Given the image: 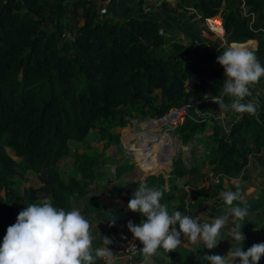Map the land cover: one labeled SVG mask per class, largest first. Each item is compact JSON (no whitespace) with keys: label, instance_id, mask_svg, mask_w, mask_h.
<instances>
[{"label":"trees","instance_id":"obj_1","mask_svg":"<svg viewBox=\"0 0 264 264\" xmlns=\"http://www.w3.org/2000/svg\"><path fill=\"white\" fill-rule=\"evenodd\" d=\"M176 5L180 14L188 11L183 7H193L192 15L201 20L220 13L225 42L247 48L249 44L240 42L255 39L251 51L264 66V0H177ZM211 24L221 32L218 18ZM218 56L206 43L185 42L153 18L101 16L94 0H0V244L7 228L16 223L19 202L48 199L69 211L71 199L82 196L87 210L109 215L102 201L88 195L101 155L71 153L69 140L82 141L93 130L105 147L119 145L120 133L113 128L124 126L134 112L140 118L159 117L188 97L205 101L220 95L224 69L216 63ZM248 101L259 105L258 118L228 111V118L220 120L213 109L198 119L187 117L177 127L182 144L194 140L186 156L177 155L167 177L159 173L152 182L143 180L155 188L169 185L162 204L180 200L179 191L205 164L218 185L229 178L248 180L251 155L258 156L264 169V97L252 91ZM70 155L71 169L63 176L58 164ZM133 166L123 162L111 169L119 177ZM28 171L36 174L37 182L19 189L17 178ZM239 186L243 192L244 184ZM229 190L235 191L236 185ZM258 190L256 199L234 206L249 209L259 203L264 209V182ZM215 197L223 203L209 184L170 211L190 212ZM256 222L257 236L245 251L264 243V218ZM117 235L118 229L110 226L93 249L104 246L103 236L113 240ZM211 251L197 249L173 264H209L204 255Z\"/></svg>","mask_w":264,"mask_h":264},{"label":"clouds","instance_id":"obj_2","mask_svg":"<svg viewBox=\"0 0 264 264\" xmlns=\"http://www.w3.org/2000/svg\"><path fill=\"white\" fill-rule=\"evenodd\" d=\"M220 53L216 63L224 69V83L221 95L212 101L218 104L220 110L247 113L258 118L259 105L254 101H244L252 96V86L264 76V66L253 51L243 46L229 45ZM224 97L229 98L228 103ZM167 191H170L167 184L161 189L142 182L127 204L128 210L146 218L141 219L139 224L132 221L127 224L133 240L143 245L140 250L146 260L161 248L165 253L172 252L185 239L193 245L202 244L212 250L221 241V229L230 224L228 236L243 244L246 237L241 230V222L249 213L247 206H234L243 200L239 182L235 191L219 193L218 198L227 207L223 215L213 217L211 222H201L200 216L184 215L178 210L170 214L167 205L161 203ZM90 229V222L79 209H58L48 199L29 203L19 212L16 223L7 228L0 244V264H95L97 258H105L111 264L114 256L109 245L113 241L103 236L104 249L94 250ZM204 256L209 264H258L264 256V243L253 244L246 251L240 246L231 247L224 256Z\"/></svg>","mask_w":264,"mask_h":264},{"label":"crops","instance_id":"obj_3","mask_svg":"<svg viewBox=\"0 0 264 264\" xmlns=\"http://www.w3.org/2000/svg\"><path fill=\"white\" fill-rule=\"evenodd\" d=\"M96 6L99 9L101 16L107 14L115 18H123L127 15H134L138 17H150L160 24L165 30L179 34L185 42L190 44H195L198 42H204L210 49L215 50L219 55L223 52L225 48L232 45V42L226 43L224 37V29L222 27V18L220 13L213 16L206 17L201 20L199 15L193 14V7H183L187 8L188 11L184 14H180V9L176 5L177 0H142V3H138L137 0H94ZM65 18L71 23L73 18L70 17L69 12H66ZM213 18H218L220 21V26L222 27L221 32H217L211 24ZM247 43V49L253 50L256 47V40L249 39L245 42ZM251 91L257 92L264 97V82H258L252 86ZM221 95V93H220ZM218 95V96H220ZM214 98V97H213ZM213 98L202 101L203 109L210 111L216 109L217 118L220 120L227 119L226 113L228 111L220 110L218 104L212 101ZM226 103L229 102L228 97H224ZM210 131V128L209 130ZM207 131V132H208ZM113 154V155H112ZM107 156V154H106ZM119 155L115 152L111 153L105 158L102 164L99 165L97 170V176L90 185V190L88 195L95 197V200L102 201L107 209L109 215L117 216L120 220L112 221L108 214H102L94 211H89L85 208L84 197L78 196L71 199L70 210L73 208L79 209L81 214L90 222L91 225V235H92V248L95 242L100 240L102 234L107 228L114 225L118 229V234H123L125 232L124 220L128 216H132L137 221L141 219H146L142 217L139 213H133L127 208V204L131 199L133 193L138 188L139 184L143 182L145 177L136 176L133 169L123 173L119 177H115L113 170L111 169L115 165L116 159ZM118 161V159H117ZM248 180H240L239 178H229L224 179L221 185L217 184V177L214 173L208 170V165L205 164L197 174L191 175L189 183L179 191V198H175L169 202L168 210L171 214L170 208L172 205L183 204L184 200H188L195 196L196 192L202 188L207 187L209 184L218 190V196L221 191L229 190L230 185H236L238 182L243 183L245 189L241 194L248 191L251 186V192L249 196L243 197V202L249 199H256L259 195L258 185L264 182V169L260 166L259 158L256 155H251L248 163ZM35 185V184H34ZM113 189H118L116 192H112ZM256 189V191H255ZM184 198V200H183ZM259 203L252 204V208L248 209L249 215L245 218V221L241 222L242 232L244 233L246 239L243 244H238L228 236V227L222 228L220 231L219 239L221 240L217 246L211 252H206L208 255H212L214 251L220 250L221 256H224L229 251V248L224 246H230L233 249L237 246L242 247V249L253 243L254 238L257 236L255 233L256 221L264 218V209ZM226 205L224 203H218L217 198H209L200 207H191L190 212L186 210L183 212L184 215L189 216H200L201 222L207 221L211 222L213 217H219L225 213ZM123 220V221H121ZM245 223V224H244ZM244 224V225H243ZM183 240V237H182ZM143 245L141 246V248ZM197 249H207L204 248L202 244L193 245L187 239L178 246L175 250L169 253H165L164 250L158 249L156 255H153L150 259H145L141 250L130 257V258H117L112 264H173L177 259L189 256L192 252ZM174 255H176L175 258ZM99 264V261H98ZM258 264H264V257Z\"/></svg>","mask_w":264,"mask_h":264},{"label":"built area","instance_id":"obj_4","mask_svg":"<svg viewBox=\"0 0 264 264\" xmlns=\"http://www.w3.org/2000/svg\"><path fill=\"white\" fill-rule=\"evenodd\" d=\"M253 16V13H251ZM205 110L203 109V103L197 98L188 97L182 105L172 106L166 113L159 117L146 116L142 119V130L137 131L135 128L123 133V149L124 153L132 158L136 157L138 160L134 163L140 169H152L158 167V169H165L169 171L172 167L173 155L169 160L163 161L162 165H158L153 157L156 151L168 150L167 147H172V144H168V135L171 139L178 143L179 136L176 133V129L180 126L185 118L190 117L198 119ZM135 132V133H132ZM140 132V133H138ZM166 135V136H165ZM132 143V146L129 143ZM178 148V145H177ZM168 154V153H165ZM175 159V158H174ZM132 221L134 224L139 222L132 216L125 218V232L118 234L113 238L111 251L113 252L114 259L117 258H130L136 255L142 244L138 240H133L132 233L128 230L127 224ZM105 246H101L97 249L103 250ZM99 264H108L105 258H97Z\"/></svg>","mask_w":264,"mask_h":264},{"label":"rangeland","instance_id":"obj_5","mask_svg":"<svg viewBox=\"0 0 264 264\" xmlns=\"http://www.w3.org/2000/svg\"><path fill=\"white\" fill-rule=\"evenodd\" d=\"M146 117V116H145ZM144 118V117H143ZM142 117L140 118L138 116V114H136L135 112L133 113L132 117H129L127 119V122L125 123L124 126L121 127H114L113 131L115 132H119L120 133V143L118 144H113L111 143L108 147H105V143L103 141H99L97 138V135L95 134V131L91 130L89 132V134L82 140V141H75V140H69V145L71 147V153L75 152V151H79V152H83V153H89V154H95V153H99L100 156V164L103 163V161L105 160L106 157H108L109 155H111V153L115 152L119 155V157L116 159L114 164H118V163H123V162H132L134 164V175L136 176H142L145 177V179H148V181L152 182V177L161 173L164 175V177L168 176V172L165 169H158V167L156 168H152V169H140L133 161L132 156H128L127 154L124 153V149H123V133L127 132L129 130L132 129H136L137 131L142 130ZM209 130V128L206 129L205 133ZM135 133V132H132ZM202 135L201 133L199 134V136ZM168 138V144H172V149L173 151H175L174 153V158L177 157V155L179 153H182V156L185 157L186 156V150L188 149V147L190 146V144H192L194 142V140L190 141L187 144H182L180 138L178 143H176V141L172 140L170 135L167 134ZM196 136V137H199ZM130 145V144H129ZM178 145V148H177ZM107 154V156H106ZM113 155V154H112ZM160 158V157H159ZM71 159L72 156H67L66 158L62 159L59 162V169L61 170L63 176L66 174L67 171H69L71 169ZM157 158H155V162L163 164V161L165 160H156ZM17 182H18V186L19 189H21L24 185H34L37 182V176L33 171H28L25 175L24 178L19 179L17 178ZM256 191V189H255ZM251 192V186L248 188V191L244 192L242 194L243 197H247L249 196ZM27 205L25 203L19 202L17 203V210L15 213V221L16 218L19 214L20 211H22ZM139 222V221H138Z\"/></svg>","mask_w":264,"mask_h":264},{"label":"bare ground","instance_id":"obj_6","mask_svg":"<svg viewBox=\"0 0 264 264\" xmlns=\"http://www.w3.org/2000/svg\"><path fill=\"white\" fill-rule=\"evenodd\" d=\"M138 133H140V132H138ZM132 143L133 142H131L129 144L132 146ZM167 148H168V150H165V151L164 150H162V151H156V153H160L161 155L155 154L153 157H160V158H157L156 160H161V159L162 160H169L170 157L175 153V151H173L172 147H167ZM165 153H168V154H165ZM159 165H162V164L159 163Z\"/></svg>","mask_w":264,"mask_h":264},{"label":"water","instance_id":"obj_7","mask_svg":"<svg viewBox=\"0 0 264 264\" xmlns=\"http://www.w3.org/2000/svg\"><path fill=\"white\" fill-rule=\"evenodd\" d=\"M132 159H133V161H137V160H138L136 157H134V158H132Z\"/></svg>","mask_w":264,"mask_h":264}]
</instances>
